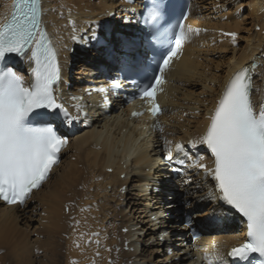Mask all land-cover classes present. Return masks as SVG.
<instances>
[{
    "label": "bare ground",
    "instance_id": "obj_1",
    "mask_svg": "<svg viewBox=\"0 0 264 264\" xmlns=\"http://www.w3.org/2000/svg\"><path fill=\"white\" fill-rule=\"evenodd\" d=\"M40 3L42 22L58 49L57 103L74 119L65 122L59 109L47 117L67 140L61 160L23 205L0 203V246L9 241L16 257L38 254L45 264H215L216 258L227 264L243 230L226 217L213 178L205 172L213 169V160L198 141L223 85L258 55L262 64L253 72L251 100L257 111L264 102V92L259 97L264 0H191L185 29L193 32L164 70L162 91H157L164 111L155 118L148 102H139L136 110L127 97L111 91L118 82L111 62L116 59L108 60L99 46L106 41L122 55L121 41L136 44L131 38L139 30L127 17L130 12L139 16L141 0ZM10 7L11 0H0V23ZM224 33H235V40ZM228 49L231 56L223 61ZM78 57L84 61L77 74L82 77L72 85ZM17 67L25 78L28 59L21 57ZM133 112L142 115L133 117ZM169 169H179L181 176L171 177ZM185 214L206 233L202 239L197 241L187 219L184 223ZM32 223L37 224L33 230Z\"/></svg>",
    "mask_w": 264,
    "mask_h": 264
},
{
    "label": "snow or ice",
    "instance_id": "obj_2",
    "mask_svg": "<svg viewBox=\"0 0 264 264\" xmlns=\"http://www.w3.org/2000/svg\"><path fill=\"white\" fill-rule=\"evenodd\" d=\"M159 8L154 2L148 20L159 19ZM41 16L40 0H13L10 16L0 23V62L14 54L26 57L34 65L31 83L27 86L11 68L0 70V201L9 205H23L32 190L48 179L57 163L58 152L67 143L52 124L34 126L29 123L30 119L39 115V109L50 112L59 109L69 124L74 119L53 94L61 72ZM177 28L174 46L159 65L161 73L193 32V29H185L182 21ZM195 31L198 34L199 30ZM223 35H231L235 40V33ZM28 53L30 55H26ZM153 81L143 84L133 81V84L138 93L136 98L147 99L150 114L155 118L162 111L154 98L157 91H162L158 85L163 80L157 75ZM112 87L118 88L120 84L113 82ZM251 87L248 69L233 75L198 141L206 145L214 158L213 169H206L203 164L199 166L215 180L219 199L246 220V242L228 254L233 264L249 261L252 254L261 258L253 264H264V102L258 111L254 108ZM132 115L137 117L142 113ZM215 264H223V261L216 258Z\"/></svg>",
    "mask_w": 264,
    "mask_h": 264
},
{
    "label": "rangeland",
    "instance_id": "obj_3",
    "mask_svg": "<svg viewBox=\"0 0 264 264\" xmlns=\"http://www.w3.org/2000/svg\"><path fill=\"white\" fill-rule=\"evenodd\" d=\"M231 1V0H229ZM243 2V0H241V3ZM247 9L244 7V9L242 10V14L243 15H247ZM109 33V32H108ZM242 36H244V34H242ZM119 49V48H118ZM229 50L228 49L223 56H222V60H226L228 59L231 55L229 54ZM120 51V50H119ZM209 58H212L213 62L215 61L214 57L210 56ZM220 59V58H219ZM218 60V59H217ZM84 63V61L82 60L81 57H78V58H75L74 59V62H73V65H72V70H71V74H70V78H69V84H76L78 80H76L75 78H78V77H82L80 74H78V72H80V65H82ZM116 66H114L115 68ZM80 70V71H79ZM116 73V72H115ZM195 92V94H198V92H200V90H198V88L196 87V89L193 90ZM90 96V95H89ZM65 158V157H63ZM168 173L170 174L171 177H176V176H181V173H180V170L178 169V173L175 174V175H172L171 174V169L168 170ZM53 180V179H52ZM183 219L184 220V223L186 224V214L183 215ZM37 219V218H35ZM181 221V220H180ZM182 222V221H181ZM35 227H37V224L36 223H32V228L31 230H33ZM19 228H21L22 230L25 229V226L20 224L19 225ZM35 237H31L30 238V242H34L35 241ZM9 241H6V244H4V246H0V264H45V260H43L42 262H40V259L39 257H36L38 256V254L36 255H33L31 254L30 256H25V255H22V256H19V257H16L15 255V249L13 247V245L11 243H8ZM40 255V254H39ZM161 259V258H160ZM40 262V263H39Z\"/></svg>",
    "mask_w": 264,
    "mask_h": 264
}]
</instances>
